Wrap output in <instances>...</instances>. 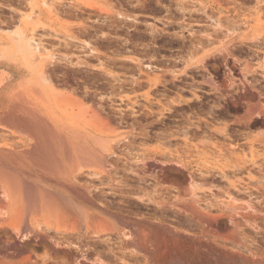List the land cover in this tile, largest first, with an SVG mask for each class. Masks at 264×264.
I'll use <instances>...</instances> for the list:
<instances>
[{"label":"rangeland","instance_id":"rangeland-1","mask_svg":"<svg viewBox=\"0 0 264 264\" xmlns=\"http://www.w3.org/2000/svg\"><path fill=\"white\" fill-rule=\"evenodd\" d=\"M30 4L0 0V27L16 24ZM59 4L63 16L44 9L34 26L45 54L52 53L45 56L49 82L33 68L39 58L31 70L19 54L0 57V111L18 90L36 87L45 109L96 147L104 172L84 170L69 186L109 224L98 234L85 222L75 229L42 224L32 229H44L48 239L31 231L17 240L36 247L43 238L60 241L58 248L78 258L72 264H253L242 255L264 263V2ZM3 130L0 146L16 140ZM170 165L194 184L165 177ZM193 193L202 206L231 194L247 209L211 205L220 215L211 225L197 213Z\"/></svg>","mask_w":264,"mask_h":264},{"label":"bare ground","instance_id":"bare-ground-1","mask_svg":"<svg viewBox=\"0 0 264 264\" xmlns=\"http://www.w3.org/2000/svg\"><path fill=\"white\" fill-rule=\"evenodd\" d=\"M61 1L30 0L31 4L27 6L28 10L19 9L20 15L16 24L7 26L5 29L0 27V31L5 33L8 42L12 44L11 49L5 48L10 43L4 42L0 36V45L3 46L0 47V57L11 58L16 54L21 55L31 66V70L34 68L38 73L41 82H49L46 73L47 64L45 63L47 53L45 54L43 50L48 47L42 46L40 40L36 38L34 26L41 22V11L44 9L52 18L61 17L64 14L58 8ZM69 1L75 2L76 0ZM261 2L264 0H257L258 4ZM37 6L40 8L39 11ZM258 14L259 11H257ZM212 21L215 27L219 25L218 18H213ZM248 22L249 19L246 20V23ZM69 37L72 38L71 35ZM88 45L89 43L86 42L82 47L86 48ZM50 53L47 55L49 56ZM36 57L39 59L35 64ZM34 64L35 67L32 68ZM146 67L151 69L149 63ZM30 85L33 86V84ZM27 87L29 88L18 90V93L14 94L9 103L6 106L4 104L5 107L0 111L1 127L16 139L0 146V264H72L78 260L73 252L66 248H58L57 245L60 241L52 243L46 240L45 238L48 239V237L43 235L45 230L43 229L44 232L40 231L39 234L33 230L35 229L33 227H41L43 224L50 229L51 225L56 223L62 228L67 226L75 229L81 225V222H85L87 228L92 229L89 230L92 234H98L100 230L108 228L105 225L107 224L106 220L104 221L98 214L90 212L87 198L73 194L69 186L76 174L84 170L96 175L103 173L104 169H101L100 166L102 156L89 140L77 136L75 133L77 128L73 124H60L55 118L54 112L45 109L46 101L36 87ZM75 101L78 102L76 99ZM68 104L74 109L75 105ZM78 131L77 133H79ZM127 137L125 136L124 139L127 140ZM0 138L2 139L1 136ZM218 152V157H227L225 153L222 154L223 151H216L215 155ZM105 158L107 159V157ZM133 159L138 158L135 155ZM176 164L180 165L179 162ZM174 170L180 169L171 165L163 167V175L176 179L178 184L182 185L186 181V177L181 178L178 174H173ZM192 181L189 177L190 186L194 184ZM191 196L197 197L199 205H196L195 209L199 216L210 222L211 225L220 223L218 219L220 215L213 212L214 209L211 211V205H218L221 210L224 206L247 209V206H235L234 202L237 199L231 194L215 198L213 204H211L213 200L210 204L207 200L203 206L197 193H193ZM223 224L227 225L223 222L222 226ZM47 228H45L46 231L49 230ZM31 231L45 237L41 241L39 240L37 247L34 241L32 243L17 240L16 236H19L21 240H26ZM89 231L88 233H90ZM123 235L129 236L125 232ZM242 257L253 264H264L258 263L254 260L255 258L249 256L242 255Z\"/></svg>","mask_w":264,"mask_h":264},{"label":"water","instance_id":"water-1","mask_svg":"<svg viewBox=\"0 0 264 264\" xmlns=\"http://www.w3.org/2000/svg\"><path fill=\"white\" fill-rule=\"evenodd\" d=\"M168 167V166H167ZM170 167V166H169ZM166 168V167H165ZM178 168V167H177ZM180 169V168H179ZM173 174H178L181 178H184L186 177V181L182 184V185H185L188 183L189 181V174L187 172H185L184 170L180 169V170H177V171H173L172 172ZM224 223H226L228 225V221L227 220H224Z\"/></svg>","mask_w":264,"mask_h":264}]
</instances>
